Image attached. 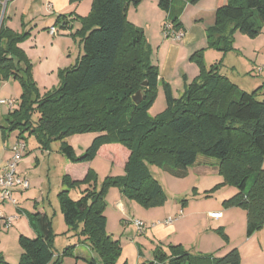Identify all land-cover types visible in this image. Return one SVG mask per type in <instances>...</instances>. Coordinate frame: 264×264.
Instances as JSON below:
<instances>
[{"label": "trees", "instance_id": "trees-1", "mask_svg": "<svg viewBox=\"0 0 264 264\" xmlns=\"http://www.w3.org/2000/svg\"><path fill=\"white\" fill-rule=\"evenodd\" d=\"M141 1L92 0L88 15L79 18L84 35L82 55L72 68L62 72L59 88L43 97L37 94L31 64L18 47L25 33H15L0 24V79L17 80L21 89L18 107L3 119L2 138L17 132V138L25 142L23 135L27 134L45 150L60 141L59 152L73 164L91 162L104 145H120L129 153L124 174L106 177L100 187L90 186L96 182L92 170L82 181H72L68 175L61 180L65 189L58 199L64 223L89 244L103 264H117L121 256L119 241L105 230L106 190L116 187L147 208L164 203L162 188L150 175L149 165L181 177L196 163L198 155L215 159L223 184L237 189V194L223 204L246 211V238L264 226V89L251 93L239 90L218 72L219 65L207 70L199 51L190 57L199 75L178 98L173 97L168 84H163L166 108L150 120L148 111L157 92L158 68L150 61L143 31L125 20L127 7ZM198 1L190 0L192 4ZM158 7L179 30L173 0H158ZM262 25L264 0H226L216 9L213 26L206 30L208 47L227 52L230 32L238 29L254 37ZM144 82L146 86L142 87ZM138 90L142 101L136 105L132 96ZM33 111L38 113L35 121L31 119ZM84 133L97 136L83 154L76 156L65 139ZM82 185L88 188L81 191L78 200H72L69 191ZM25 216L37 236H19V264H59V260L54 261L51 246V218L41 212H25ZM168 252L166 255L157 250L156 262L240 264L235 248L220 258L192 256L180 245H169ZM0 264L7 263L0 258ZM90 264H95L94 260Z\"/></svg>", "mask_w": 264, "mask_h": 264}, {"label": "rangeland", "instance_id": "rangeland-1", "mask_svg": "<svg viewBox=\"0 0 264 264\" xmlns=\"http://www.w3.org/2000/svg\"><path fill=\"white\" fill-rule=\"evenodd\" d=\"M3 1H0V24L3 22L15 33H25L18 47L25 51L31 64V77L37 94L43 97L59 88L62 72L72 68L82 55L84 35L80 17L76 15L78 12H89L92 0H84L78 6L79 9L75 4L64 0L59 4V9L53 7L52 14L45 8L47 2L53 5L51 0H7L4 5ZM137 6L127 7L125 20L144 33V27L131 21L130 11ZM50 27L57 31L58 35L54 39L46 33ZM230 40V50L227 52L214 48H210L207 53L202 52L205 68L208 70L213 65H219L218 72L222 70L224 76L241 91L251 93L260 87L264 89V25L254 37L236 29L230 32ZM146 44L149 46L148 41ZM188 60L192 69L198 68L197 64ZM3 82H7V86L0 91V100H17L13 107L16 109L20 93L16 95L13 83L18 86L19 83L14 79H0V84ZM35 98L36 94H33L32 99ZM165 108L162 91L156 92L148 111L149 119H155ZM37 118V111H33L31 119L35 121ZM15 134L16 132L11 133L10 138ZM23 136L26 139V149L32 156L28 161L21 159L16 170L22 172L21 177L29 181V187L23 190L15 202L5 200L4 204L0 203V258L7 264H19L22 255L19 236L30 239L37 236L21 209L28 213L41 210L52 220L54 238L51 246L54 261L59 260V264H90V261L94 260L95 264H103L89 244L83 243L81 238L78 239L76 231L64 223L58 199V194L65 189L61 185L65 158L59 152L60 141L52 142L50 149L45 150L33 136ZM95 136L96 133L77 134L67 137L65 142L73 148L75 155L79 156ZM216 162L213 158L198 155L196 163L187 167L181 177L158 166L149 165L150 175L161 186L165 196L164 203L157 207H144L127 198L116 187L106 190L105 230L120 243L121 256L117 264H165L156 262L154 254L157 250H162L168 255L169 245H180L192 256L211 258H220L231 248H236L240 255V264H264V227L258 234L246 238V211L241 207L223 204L237 194V189L223 184ZM91 170L96 174V182H91V187H100L108 176L117 177L124 174L116 162L112 165L100 157L93 159ZM84 187L88 188L82 185L80 189ZM117 203L119 205H116ZM180 210L184 217H180L172 226L157 224L169 217L174 219V216L180 215ZM212 213H221L222 218L212 219ZM8 218H12V222L6 228L4 221ZM134 220L145 224L144 234L137 233L133 226ZM66 250L68 252L65 255Z\"/></svg>", "mask_w": 264, "mask_h": 264}, {"label": "crops", "instance_id": "crops-1", "mask_svg": "<svg viewBox=\"0 0 264 264\" xmlns=\"http://www.w3.org/2000/svg\"><path fill=\"white\" fill-rule=\"evenodd\" d=\"M51 1L54 2L53 5L50 2H47L45 4V8L50 14L53 13V7L59 9V4L64 0ZM83 1L84 0H82L78 4H75L77 9H79L78 6H80ZM225 1L226 0H200L197 3L192 4L190 0H173V8L178 15L180 24L179 30H182L184 32V35L180 40H174L171 38L166 39L163 37L162 26L166 20V13L162 12L158 7V0H142L136 9L130 11V15L132 18L131 21L134 24L145 28L144 35L146 37V41H148L150 46V61L158 68L159 73L156 90L157 92L162 91L163 93V84H168L171 88L173 97L178 98L184 93L186 86H188L199 75V69L197 67L192 69L191 62H189L188 59H190V57L196 52L204 51L207 53L210 50V48L208 47L206 30L213 26L215 20V11L218 6L223 4ZM88 13L89 12H78L77 15L74 14V16L76 15L77 17L82 18L87 16ZM151 15L153 16L152 18ZM62 22L65 25L64 21ZM49 29L46 30V33L51 39H54L58 34L56 33V35L50 36ZM216 63L217 62H215V64ZM220 68L222 69L221 66ZM220 73L224 76L222 70L220 71ZM6 84L7 82H3L0 84V91L4 90V88L7 86ZM13 86L14 88H16V95H18L19 93L21 94L20 86H18L17 83H13ZM174 86H176L177 88L175 89ZM176 91L177 94H175ZM9 100L13 101L14 105L15 101H17L15 99ZM13 109L15 108H10L7 104H0V172H2L5 164L10 161L12 157L11 147L14 145V143L19 141V139L17 138V132L12 139L10 138L11 134L6 139H3L1 133L3 119ZM128 155L129 153L126 149H124L120 145L112 144L102 146L99 149L96 157H100L105 161H109L112 165L114 162H116L120 169L123 170ZM31 156L32 155L29 154V151L25 149L22 155V159L24 161H28ZM92 161L73 164L65 158L63 163V175H68L72 181H82L88 171L91 170ZM20 173L16 170V175L18 177L27 180L25 177H21L22 174ZM84 189L85 187L82 188V190ZM23 190L24 189H21L20 187H14L12 189V197L15 201L16 198H20ZM82 190L80 188L70 190V198L72 200H78L81 197ZM71 193H73V195H71ZM0 203L4 204V201H0ZM116 205H119V203H117ZM21 210L25 215L26 211L23 209ZM36 211L44 213V211L41 210ZM182 217H184L183 213L181 218ZM220 218H222V214L217 219ZM178 219H180V217H177L173 221V223ZM173 223L170 225H164L163 222H158L157 224L168 227L172 226ZM262 228L252 234L249 238H251L255 234H258L262 230Z\"/></svg>", "mask_w": 264, "mask_h": 264}, {"label": "built area", "instance_id": "built-area-1", "mask_svg": "<svg viewBox=\"0 0 264 264\" xmlns=\"http://www.w3.org/2000/svg\"><path fill=\"white\" fill-rule=\"evenodd\" d=\"M57 31L55 28L49 29V35L53 36L56 35ZM162 35L164 38H171L174 40H180L184 32L182 30H175L172 26V24L169 21H165L162 26ZM0 104H7L10 108H13L14 102L10 100H0ZM26 149V144L24 141L19 140L11 147L12 157L10 161H8L2 172H0V201L5 200H11L12 202H15L12 195V189L14 187H20L21 189H27L28 188V181L25 179H22L16 175V166L18 162L22 159V155ZM180 215H177V217L182 216V211L179 212ZM221 216L220 213H212L210 214L211 218L217 219ZM174 217H169L163 221L164 225H170L173 223V221L176 219ZM0 219H2L0 217ZM12 222V218L5 219L4 226L7 228L10 226ZM133 226L136 228L137 233L143 234L145 230V224L142 221L134 220Z\"/></svg>", "mask_w": 264, "mask_h": 264}, {"label": "water", "instance_id": "water-1", "mask_svg": "<svg viewBox=\"0 0 264 264\" xmlns=\"http://www.w3.org/2000/svg\"><path fill=\"white\" fill-rule=\"evenodd\" d=\"M7 0L3 1V5L6 4ZM146 86V82L142 83V87ZM133 102L138 105L142 101V92L141 90H138L133 96H132Z\"/></svg>", "mask_w": 264, "mask_h": 264}]
</instances>
